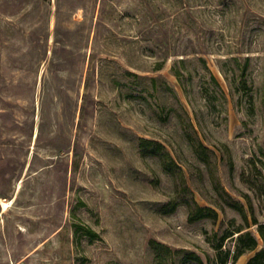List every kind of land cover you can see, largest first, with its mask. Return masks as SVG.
I'll return each mask as SVG.
<instances>
[{"label": "rangeland", "instance_id": "rangeland-1", "mask_svg": "<svg viewBox=\"0 0 264 264\" xmlns=\"http://www.w3.org/2000/svg\"><path fill=\"white\" fill-rule=\"evenodd\" d=\"M0 198V264L264 249V0H0Z\"/></svg>", "mask_w": 264, "mask_h": 264}, {"label": "trees", "instance_id": "trees-1", "mask_svg": "<svg viewBox=\"0 0 264 264\" xmlns=\"http://www.w3.org/2000/svg\"><path fill=\"white\" fill-rule=\"evenodd\" d=\"M238 231H240V229ZM258 232L261 238L264 239V223L258 224ZM230 235L231 233L224 235L223 239ZM238 239L240 242H242V246L236 251V256H240L244 252V249H254L257 245L255 236L250 232H247L245 234L239 233ZM219 246L220 245H217V247ZM235 261L236 260L233 259L231 264H234ZM222 262L223 260H221V264ZM245 264H264V249L256 251L252 256L248 258Z\"/></svg>", "mask_w": 264, "mask_h": 264}, {"label": "crops", "instance_id": "crops-1", "mask_svg": "<svg viewBox=\"0 0 264 264\" xmlns=\"http://www.w3.org/2000/svg\"><path fill=\"white\" fill-rule=\"evenodd\" d=\"M249 256L248 254H241L237 260L235 261L234 264H245L246 261L248 260Z\"/></svg>", "mask_w": 264, "mask_h": 264}, {"label": "bare ground", "instance_id": "bare-ground-1", "mask_svg": "<svg viewBox=\"0 0 264 264\" xmlns=\"http://www.w3.org/2000/svg\"><path fill=\"white\" fill-rule=\"evenodd\" d=\"M12 201H13V199H8V200L3 201V199L0 198L2 211H5V210L7 209V207H8V205H9L10 203H12Z\"/></svg>", "mask_w": 264, "mask_h": 264}]
</instances>
